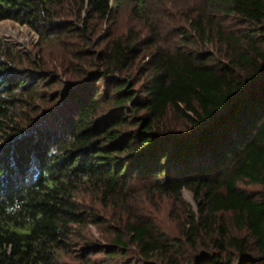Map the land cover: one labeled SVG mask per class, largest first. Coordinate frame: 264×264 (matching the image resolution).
I'll list each match as a JSON object with an SVG mask.
<instances>
[{
	"label": "trees",
	"instance_id": "obj_1",
	"mask_svg": "<svg viewBox=\"0 0 264 264\" xmlns=\"http://www.w3.org/2000/svg\"><path fill=\"white\" fill-rule=\"evenodd\" d=\"M125 1L144 27L98 38ZM172 1L0 0L74 42L60 75L0 36V197L23 204L0 203V264H264V0H200L169 31ZM183 189L180 241L134 203Z\"/></svg>",
	"mask_w": 264,
	"mask_h": 264
},
{
	"label": "rangeland",
	"instance_id": "obj_2",
	"mask_svg": "<svg viewBox=\"0 0 264 264\" xmlns=\"http://www.w3.org/2000/svg\"><path fill=\"white\" fill-rule=\"evenodd\" d=\"M198 3H200V0H173L172 3L169 4V7L164 5L165 7L163 6L160 8L159 6L153 9V12L157 13L164 9L165 11L167 9L166 12L170 11L169 14L172 12L170 15L173 18H168V16L165 18L168 30L172 31V28L176 23H180L181 21L184 22V19L179 13H185V11L189 10V8L195 7ZM72 11L73 9H71L70 6H67L63 16L74 18L75 12L73 13ZM138 19V16L134 15L132 11V3L125 1L116 10L112 21H104L99 24L97 37L103 39L107 31L110 29V31L116 35L125 34L130 28L141 31V28H143L144 25L143 22H140ZM168 30L166 29L165 31ZM0 36L3 37L8 44H11L18 53L23 56L28 55L33 59L41 58L42 60H45L48 65L57 68L60 75H62V72H65V67L68 64V61H70L69 56L71 54V45H74L72 44L74 42L71 41V44H68L67 46V43L69 42L63 43L60 39H50L47 42L40 43L39 36H37L31 28L27 25L21 26L12 20L0 22ZM165 37L170 38L168 32ZM105 43L106 42H102L98 49L104 47ZM173 123L178 125V122L175 123V120ZM151 182L153 183L151 180H134L131 181L130 186L141 189ZM241 186L250 191L258 190V188L250 185ZM143 194H146L143 195V202L140 201L139 204L138 202L134 203L135 208L141 212V208L144 207L143 209H145L146 215H149L150 218L160 225L163 230L181 241L183 233L182 225L184 224L185 219L192 213H198V204L193 193L187 189H183L180 194V199L166 195L152 197L151 194L147 192ZM110 218L113 221V217L111 216ZM89 236L94 238L97 242L99 240L100 242L105 243L103 234L99 228L91 227ZM62 263L74 264L72 259L67 255L62 257Z\"/></svg>",
	"mask_w": 264,
	"mask_h": 264
},
{
	"label": "clouds",
	"instance_id": "obj_3",
	"mask_svg": "<svg viewBox=\"0 0 264 264\" xmlns=\"http://www.w3.org/2000/svg\"><path fill=\"white\" fill-rule=\"evenodd\" d=\"M0 203H3L4 211L7 214L13 215L22 211L23 204L20 199H5L0 197Z\"/></svg>",
	"mask_w": 264,
	"mask_h": 264
}]
</instances>
